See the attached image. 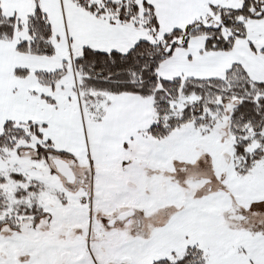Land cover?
<instances>
[{"label": "snow or ice", "instance_id": "obj_1", "mask_svg": "<svg viewBox=\"0 0 264 264\" xmlns=\"http://www.w3.org/2000/svg\"><path fill=\"white\" fill-rule=\"evenodd\" d=\"M0 264H264V0H0Z\"/></svg>", "mask_w": 264, "mask_h": 264}]
</instances>
